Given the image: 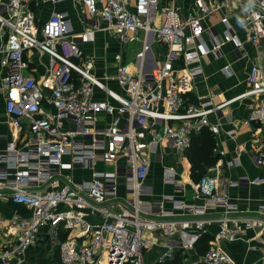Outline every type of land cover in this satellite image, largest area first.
<instances>
[{
    "label": "built area",
    "instance_id": "built-area-1",
    "mask_svg": "<svg viewBox=\"0 0 264 264\" xmlns=\"http://www.w3.org/2000/svg\"><path fill=\"white\" fill-rule=\"evenodd\" d=\"M36 1L0 0V34L6 36L0 42V62L6 69L0 91L19 131L24 128L20 121L26 120L24 145L11 141L0 150V188L32 212L29 218L5 220L0 215V224L16 236L0 249V264H22L35 236L44 230L62 264H165L175 250H193L213 224L218 232L208 249L188 264H234L220 245L248 229L264 238V206L255 214L239 213L226 186L264 185V176L231 182L219 173L225 165L220 159L193 186L195 197L206 200L202 205L187 201L186 187L173 166L163 169L172 194L147 200L145 181L162 144L185 155L194 135L219 133L210 116H220L236 100L250 98L247 124L264 126V77L258 66L250 69L248 87L236 98L218 103L213 97L196 102L188 98L195 81L205 75L203 57L218 54L228 43L237 50L244 45L227 16L221 18L226 30L220 37L205 29L204 21L238 5L246 41L260 46L264 0H193L187 16L173 2L160 6V0H81L77 2L86 13V28L80 34L66 12H53L38 25L31 8ZM97 30L107 31L121 48L114 56V71L102 76L95 57L81 46L94 40ZM206 32L213 38L211 46L203 38ZM137 42L140 49L128 62L129 44ZM32 50L49 57L44 81L27 73L25 54ZM229 135L237 138L234 131ZM256 162L264 163V153ZM226 164L235 166L234 161ZM100 165H112L113 170H99ZM75 169L92 174L76 180L67 174ZM156 232L165 238L177 232L195 238L167 245L149 262L147 253L159 242Z\"/></svg>",
    "mask_w": 264,
    "mask_h": 264
},
{
    "label": "crops",
    "instance_id": "crops-1",
    "mask_svg": "<svg viewBox=\"0 0 264 264\" xmlns=\"http://www.w3.org/2000/svg\"><path fill=\"white\" fill-rule=\"evenodd\" d=\"M77 1L81 0H65L60 3H53L52 0H37L32 3L31 8L35 13L38 25L45 23L53 12H66L69 14L77 34L82 33L86 26L84 24L85 14L82 4ZM218 1V0H216ZM173 2L180 12L187 16L193 8V0H160V6L170 5ZM227 16L230 27L234 29L237 36L243 41V48L237 50L233 43L224 45L218 54L209 53L202 58L200 66L203 68L204 77L195 81L193 91L188 94L191 101H198L200 98L213 97L215 102H222L236 98L248 87L247 77L253 66L260 67L264 77V42L260 46L249 43L245 39V32L241 29L243 20L242 8L238 5H231L230 8H222L216 14L204 21L205 29L211 28L213 36H222L226 30V26L222 24L221 18ZM105 22L101 21V27H105ZM209 33L204 34V40L208 46L212 45L213 38ZM6 36L0 34V42L5 40ZM84 51L95 57L96 72L102 76L105 72L114 71V56L120 52V43L113 38L105 30H97L95 39L83 43ZM25 58L29 63L28 74H33L38 80L44 81L47 76L49 67V57L35 50L26 52ZM226 68L228 70H226ZM6 69L0 62V89L2 77L5 75ZM115 89H119L118 85L112 83ZM252 100L250 98H242L229 104L220 116L212 114L210 121L218 124L220 130L218 134H213L209 130V134L215 140L214 153L217 155L214 165L207 169L210 175V169L215 167L220 159H223L225 165L219 169L222 177L227 178L231 182L240 179L255 178L264 176V163L258 165L256 157L264 153V126L262 123L247 124L250 115V106ZM12 118L5 111L4 94L0 91V150H3L8 142L15 141L17 146L22 147L25 143L26 120L22 119L20 124L23 130H18L13 125ZM205 131V130H204ZM234 131L237 135L233 139L229 132ZM194 144V143H193ZM160 150V159L153 164L149 175L146 178L145 185L150 189V194L144 196L147 200L155 201L166 194L173 193V186L165 184L163 181V169L166 166H173L179 173L178 178L186 187V199L197 205L205 204L206 200L195 197L193 186L198 182L194 181L191 176V162L185 155H178L173 148L162 144ZM190 149V148H189ZM188 149V150H189ZM224 151V155L220 152ZM234 161L235 166H227V162ZM99 170H113V166L103 167L100 165ZM74 179L79 180L81 177H90L92 170L75 169L67 172ZM226 193L229 201L238 207L241 214H255L261 206H264V185H254L247 182L239 186H226ZM120 194H124V190L120 189ZM0 215L5 219L10 218H29L32 215L31 209L12 202L9 191L0 188ZM218 212H214L212 216H217ZM47 230L41 234L47 235ZM218 232V225L210 226L206 236L209 239V245ZM13 231H9L5 224H0V249H5L8 245L16 240L15 235H11ZM155 235L159 239L158 244L147 253V260L155 262L158 255L166 251V246L174 245L180 241H191L195 235H183L181 232L175 233L171 238L163 237L159 232ZM205 236V235H204ZM220 248L228 253L234 264H264V238L259 239L254 230H245L233 242H223ZM38 251L42 254L57 251L52 249L48 240L44 244L32 245L27 251ZM26 251V252H27ZM23 263L25 264V257ZM179 251L175 250V255ZM184 263L188 264L195 260L200 253L196 247L193 250L182 253ZM174 255V258H175ZM173 258V259H174Z\"/></svg>",
    "mask_w": 264,
    "mask_h": 264
},
{
    "label": "trees",
    "instance_id": "trees-1",
    "mask_svg": "<svg viewBox=\"0 0 264 264\" xmlns=\"http://www.w3.org/2000/svg\"><path fill=\"white\" fill-rule=\"evenodd\" d=\"M214 149L215 140L213 139V136L209 134L208 130L202 131L193 136L187 156L192 165L191 176L194 181H199L207 174V169L215 164L217 155L214 153ZM209 242L210 241L206 235L202 236L196 243L195 247L203 254L208 249ZM182 253V251H179L174 259L165 264H184V256ZM58 260V264H62L60 258Z\"/></svg>",
    "mask_w": 264,
    "mask_h": 264
},
{
    "label": "rangeland",
    "instance_id": "rangeland-1",
    "mask_svg": "<svg viewBox=\"0 0 264 264\" xmlns=\"http://www.w3.org/2000/svg\"><path fill=\"white\" fill-rule=\"evenodd\" d=\"M141 36V35H140ZM140 42L137 43H130L129 44V51L127 52V56H128V62H131L135 59V55L138 52V50L140 49ZM161 157L158 156V158H155V165H158L162 162H157V160H159ZM28 254H26L25 257V264H58L59 263V253L58 250L52 252V254L47 253L42 254L40 252H34V251H27ZM26 252V253H27Z\"/></svg>",
    "mask_w": 264,
    "mask_h": 264
},
{
    "label": "water",
    "instance_id": "water-1",
    "mask_svg": "<svg viewBox=\"0 0 264 264\" xmlns=\"http://www.w3.org/2000/svg\"><path fill=\"white\" fill-rule=\"evenodd\" d=\"M48 238H49L48 235L38 234L35 236V244L36 245L44 244L47 242Z\"/></svg>",
    "mask_w": 264,
    "mask_h": 264
}]
</instances>
